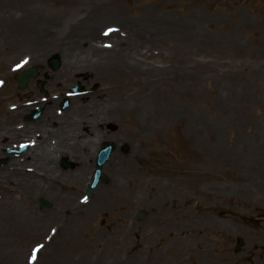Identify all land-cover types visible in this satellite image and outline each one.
<instances>
[{
  "label": "rangeland",
  "instance_id": "rangeland-1",
  "mask_svg": "<svg viewBox=\"0 0 264 264\" xmlns=\"http://www.w3.org/2000/svg\"><path fill=\"white\" fill-rule=\"evenodd\" d=\"M27 1L0 0V61L7 63L18 52L35 56L14 70L12 100L1 83L10 67L0 63V121L7 118L10 105L22 113L12 122L26 126L32 122L26 115L44 101L42 116L32 124L51 113L55 123L105 122L106 139L123 146L105 165L108 180L89 198L92 171L74 167L70 157L51 170L29 166L37 169L11 173L8 184L0 181V186L21 191L13 195V205L0 203V264H264V0H73L67 6H119L122 11L101 20L74 19L70 25L65 23L69 16L62 15L50 25L69 28L52 29L48 35L9 28V12L46 6ZM160 17L169 30L155 27L162 24ZM175 21L189 37L181 58L174 45L177 35L169 26ZM112 24L118 28L112 31L114 41L128 34L141 41L138 32L145 26L147 42L130 40L124 55H144L141 46L147 47L148 56L155 52L140 68L127 57V74L119 80L115 74L109 78L98 63L107 51L89 44L98 45L100 30ZM191 26L197 27L193 37L188 34ZM41 36L58 39L59 51H43ZM114 41H108V51ZM63 50L89 55L83 58L92 70L73 79ZM94 54L100 57L92 58ZM55 55L62 60L58 69L51 63ZM31 67H37L39 76L21 89L16 76ZM75 84H82L85 94L74 97L66 113L60 100ZM122 94L129 99L126 107L117 105ZM109 100L113 105L106 108ZM137 105L144 106L141 114ZM114 115L116 122L108 120ZM109 124L116 126L110 130ZM40 129L41 124L28 133ZM79 131L65 125L61 132L75 137L73 132ZM51 139L55 143L56 134L48 132L45 140ZM3 158L0 167L8 163ZM64 158L68 166L61 164ZM117 182V191L102 203L97 200V191ZM70 193L80 209L68 208L63 198ZM3 196L7 194L0 188V201ZM39 197L52 206L41 208ZM140 211L146 213L142 220Z\"/></svg>",
  "mask_w": 264,
  "mask_h": 264
},
{
  "label": "bare ground",
  "instance_id": "bare-ground-1",
  "mask_svg": "<svg viewBox=\"0 0 264 264\" xmlns=\"http://www.w3.org/2000/svg\"><path fill=\"white\" fill-rule=\"evenodd\" d=\"M40 2H44L46 3V6L43 7H37V8H33V9H28L22 12L19 11H13V12H9V16H8V26L10 29L12 30H16L18 31L19 29L24 30L23 33H26L30 30H36L39 32H46L48 35V32L51 31L53 29L52 33H57V31H60L63 27L64 28H69L67 27L68 24H61L59 27H53L50 25L57 21L56 18L58 19L60 16H69L67 21L65 23H70L72 21H74V19L79 20L81 18H98L99 20L101 19H105L106 17H113L111 12H116V11H122L119 10V6L111 7V8H106L104 6L101 5H97V6H93V7H77L74 6L73 8L67 6V3L72 2L73 0H39ZM24 2H28L27 0H24ZM53 5H57V7H52ZM50 6V7H49ZM122 14V12H121ZM60 19V18H59ZM162 24L165 26L163 27V25L161 23L157 24L156 22V28L158 30H162V29H168L169 27L167 24V21H165V19H163V17H160L159 19ZM121 21V20H120ZM41 23H45V25H40ZM181 25L182 23L180 21H175V22H170L169 26H173L170 27V29L172 31H174L177 35L176 38V43L174 44L175 47L177 48V50L179 51L178 56L179 58L182 57V51L185 49V46L183 48V41H186L187 39H189L188 35H187V31H183L181 29ZM140 31L138 32L141 36V41L138 40L137 38H131V35L128 34L129 36L127 38H121L118 39L116 41L112 40L113 39V32H109L108 33V29L109 28H114L116 27V25H110V26H105L103 27V29L100 30V34L102 35V40L101 42L97 45H93L92 42H89V44L91 45L92 48H96V49H100L99 51H107V52H102L101 59L98 60V63H103L102 64V68L104 69V73L107 74V76L109 78H112L110 76H113V74H115V77H117V79H122V77L124 78L127 74V69L126 67L129 65V61L127 59V57H129L134 65H138V68L146 66L150 63V60L154 57V53L153 51L150 53V56H148L149 50L147 49V47L145 46H141L140 52H145L144 55H138V56H134V55H124L122 53V49H127L126 46L129 43H132L130 40H134L135 43H146L147 40L145 38V34L142 32V29L145 28V26L140 25ZM177 26V27H175ZM3 29L5 27H2ZM191 28L194 30H192V32L188 33L189 36L193 37V34L197 33V27L196 26H191ZM1 30V28H0ZM116 30V29H115ZM120 31V30H119ZM64 33V32H63ZM185 35V36H184ZM53 36H51L50 38H48L47 36H41L38 39V44L43 47V51H46L47 53L51 54L54 52L59 51V40L56 38H52ZM147 37V36H146ZM186 37V38H185ZM110 39V40H109ZM108 41H114L115 42V46L113 45L110 51L109 48H107L108 44L110 45V43ZM152 41L155 42H163L162 39L159 38H155ZM100 47V48H99ZM116 47H119V49H116ZM69 48V47H68ZM89 47H88V51H89ZM181 51V54H180ZM107 53V54H105ZM105 54V55H104ZM62 55L63 58L68 59L69 65H71L73 67V69L70 71L71 77L73 79H75V76L79 73H81V71H91L89 67V63L86 62L84 60L83 57L89 58V55H86V53L80 54V55H76L75 53L69 52L67 54L64 53V50L62 51ZM67 57H71V58H67ZM99 55H95L92 58H99ZM137 57V58H136ZM35 59V56L32 53H22V52H18L17 54H13L12 56H10V61L7 63H3L2 60L0 61V63L2 62L3 65H9L10 69L8 72H6L4 75H2V80L1 83L5 84V88L7 91H9V99L12 100L14 98L13 94H14V89L13 86H11V78L14 74V70H16L19 66L20 63H28L29 61H32ZM62 62V60H61ZM179 64H182V62H179ZM82 66V67H81ZM112 68H116L117 71L115 73H111L110 71H112ZM77 98V97H76ZM133 98V97H132ZM112 99V98H111ZM110 99V100H111ZM9 100V101H10ZM107 101L106 102V108L109 107L110 105H113ZM134 100V99H133ZM118 103L117 105H120L121 107H126L129 104V99L127 96H125V94H122V96L118 97ZM150 102V106L152 100L149 99ZM12 103V102H11ZM9 103V104H11ZM53 103V101H52ZM143 102H139L138 104H142ZM52 105V104H51ZM50 105V106H51ZM138 106V111L141 114V109L143 108L144 111V106L141 105H137ZM75 109H79L78 105L75 106ZM71 111V108H69L66 113H69ZM6 114L5 115L7 118H3L0 121V158L2 156H6L7 157V165L0 167V177L3 178L0 179V181L5 182V183H9L7 181H11L12 178L14 177V175H11V173H15V174H20L24 173V174H28V170H29V165H28V161L33 163H38L39 159H37L36 157H31L29 155L31 148L29 149V151H27L23 156L25 157L24 159L18 157L16 158L15 156L12 155H4L1 151V149L5 146H9L11 145V139L14 138L16 143H20L21 141H25V140H31V139H27L26 134L28 133L29 129L34 128L37 125L41 124V129L40 131L44 134V133H48V132H53V133H57V131L64 127L65 125H71L74 126V128L76 130H80V131H84L87 134H94L96 133V127H95V123L96 122H81V121H74V122H69V121H65V123L63 125H60L59 127H57L56 129L53 128V123H54V119L55 116L51 113V114H45V116H48L47 119L43 118L41 119V121H38L39 123H29L28 125H26L24 127L19 125V122L13 123L12 121L15 119V116H21V110L18 112H16L15 107L8 105V108L6 110ZM143 114V113H142ZM20 118V117H19ZM117 115H114V117H109L108 120L110 121H117ZM43 121V122H42ZM50 123V124H49ZM23 127V129H15L16 127ZM32 127V128H30ZM78 128V129H77ZM66 132H69L68 128L64 129ZM36 132H34L33 134H35ZM103 133H106L105 131H103ZM115 134V133H114ZM112 134V135H114ZM87 137L89 138V135H87ZM66 137H64L63 139H60V145L58 147V152H60V155L58 156H54L53 158H51L49 160V163L47 165L48 170H51L53 166L56 165L57 163V159L60 157L62 158L63 156H69L71 157V159H73L74 161L76 160H82L84 159V163H81L82 166L84 167H88L87 165L89 164V159L91 160V157H93L94 153L92 150H90L89 153H84L83 155H77V157H75L73 154L75 153V151L77 152H81L80 150L75 149L74 146H70V147H64L61 146V143L66 141ZM83 143L85 146H89V140L87 138H83ZM43 145V144H42ZM44 146H41L37 149H41ZM82 156V157H79ZM78 162V161H77ZM80 165V164H79ZM32 166V165H30ZM39 168L43 167L40 165ZM12 170V171H11ZM30 171V170H29ZM83 171V170H82ZM21 172V173H19ZM4 173V175H3ZM76 174H81V172H76ZM89 174V173H88ZM120 181V179L118 180ZM1 183V184H2ZM119 183H111L110 185H108L107 187V191L106 189H103L101 191H97L96 194V198L98 201H100L101 203L104 202L107 194L112 192V191H117L118 185ZM5 186V184H2L0 186V188L3 190V192H5V194H7V196H3L4 198L2 199V201H0V203H11L13 205V200L16 199V197L13 195L14 194H19L21 191H19L18 189L15 188H10ZM249 188V187H248ZM81 190V187H77L76 191ZM103 190H105L106 192L104 193ZM74 193H70V194H65L64 196V201L66 200V204H68V208L71 209L74 207L78 209L79 206H76L75 203L78 200L76 197H73ZM77 204V203H76ZM72 210V209H71ZM86 211V210H85Z\"/></svg>",
  "mask_w": 264,
  "mask_h": 264
},
{
  "label": "water",
  "instance_id": "water-1",
  "mask_svg": "<svg viewBox=\"0 0 264 264\" xmlns=\"http://www.w3.org/2000/svg\"><path fill=\"white\" fill-rule=\"evenodd\" d=\"M54 68H58L59 66V61L57 59H54L53 62H52ZM34 76H37V73H36V70L35 69H31V70H28L24 73H22L21 75H19L17 77V79L19 80L20 82V85L22 87H25L26 84L28 83V81L30 80L31 77H34ZM80 86H77L74 88V90H80ZM68 104L67 101H64V104H63V107L66 106ZM41 110H34L32 111V113L28 116V118L30 119H33L35 117H37L39 115ZM113 150V146L108 144L107 146H105L104 148H102L100 150V152L98 153V156H97V167L94 171V174H93V179L92 181L90 182V187L88 189V194H90V191L92 189H94L98 183L100 182L101 179H103L104 181L106 180V176L102 170V167L104 165V163L109 159L110 155H111V152ZM39 202H40V205L41 206H50V202H48L45 198H40L39 199ZM139 217L140 218H144L145 217V213L144 212H141L139 214ZM240 248H238L239 250Z\"/></svg>",
  "mask_w": 264,
  "mask_h": 264
},
{
  "label": "flooded vegetation",
  "instance_id": "flooded-vegetation-1",
  "mask_svg": "<svg viewBox=\"0 0 264 264\" xmlns=\"http://www.w3.org/2000/svg\"><path fill=\"white\" fill-rule=\"evenodd\" d=\"M115 125H111V129H113V127H114ZM96 127V134H98V135H101L102 134V132H103V130H105V127H101V126H99V125H97V126H95ZM116 128V127H115ZM85 134L86 135H89V136H91V135H93V134H87L86 132H85ZM95 134V133H94ZM105 142V140L101 143V144H103ZM100 144V145H101ZM119 145V144H118ZM93 146H95L94 144H90L89 143V146H85L84 145V143H83V141L81 140V139H79V142L74 146L75 147V149H77V150H80L81 152H77V151H75V154H77V155H83L84 153H89L90 152V150L92 149V147ZM121 149V148H120ZM63 166H64V164L63 163H61ZM80 164V165H79ZM67 166H68V164H66ZM73 166L74 167H76V166H82V164L78 161H74L73 162ZM87 166H90V164H88Z\"/></svg>",
  "mask_w": 264,
  "mask_h": 264
}]
</instances>
